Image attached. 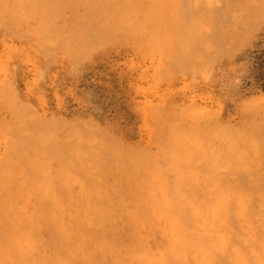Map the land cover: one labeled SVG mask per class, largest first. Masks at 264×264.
Instances as JSON below:
<instances>
[{"label":"rangeland","instance_id":"rangeland-1","mask_svg":"<svg viewBox=\"0 0 264 264\" xmlns=\"http://www.w3.org/2000/svg\"><path fill=\"white\" fill-rule=\"evenodd\" d=\"M0 264H264V0H0Z\"/></svg>","mask_w":264,"mask_h":264}]
</instances>
